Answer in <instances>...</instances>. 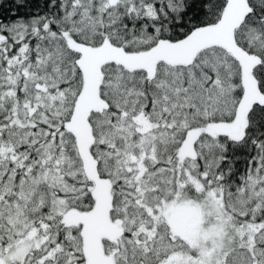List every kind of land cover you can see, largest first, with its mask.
Wrapping results in <instances>:
<instances>
[{"label":"snow or ice","instance_id":"6c2138e0","mask_svg":"<svg viewBox=\"0 0 264 264\" xmlns=\"http://www.w3.org/2000/svg\"><path fill=\"white\" fill-rule=\"evenodd\" d=\"M0 264H264V0H0Z\"/></svg>","mask_w":264,"mask_h":264},{"label":"trees","instance_id":"16d2710c","mask_svg":"<svg viewBox=\"0 0 264 264\" xmlns=\"http://www.w3.org/2000/svg\"><path fill=\"white\" fill-rule=\"evenodd\" d=\"M8 3H11V0H7Z\"/></svg>","mask_w":264,"mask_h":264}]
</instances>
